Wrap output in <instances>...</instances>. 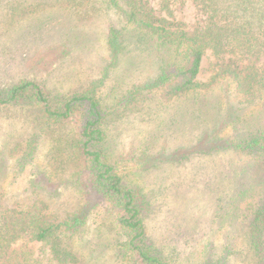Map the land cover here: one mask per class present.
Segmentation results:
<instances>
[{
	"label": "rangeland",
	"instance_id": "374dc122",
	"mask_svg": "<svg viewBox=\"0 0 264 264\" xmlns=\"http://www.w3.org/2000/svg\"><path fill=\"white\" fill-rule=\"evenodd\" d=\"M153 3L158 8V0ZM184 12L190 19L192 7ZM121 25L99 0L83 7L68 0H0V86L29 78L53 97L85 88L96 92L106 111L109 159L146 201V233L169 264H264V233L260 249L251 237L256 213L264 210V153L210 149L206 142L210 130H218L212 127L218 111L239 98L223 80L167 101L146 97L143 88L131 94L152 71L144 53L107 46L108 28ZM124 34L129 42L140 40V34ZM215 62L208 51L200 81H210ZM36 114L27 104L0 106V149L25 139ZM55 132L67 138L70 126H56ZM52 143L46 139L42 152ZM29 171L27 166L11 191L20 190ZM77 198L72 186L62 189L63 206ZM107 226L113 227L112 218L97 210L78 238L85 264H133L119 257L117 235Z\"/></svg>",
	"mask_w": 264,
	"mask_h": 264
},
{
	"label": "trees",
	"instance_id": "16d2710c",
	"mask_svg": "<svg viewBox=\"0 0 264 264\" xmlns=\"http://www.w3.org/2000/svg\"><path fill=\"white\" fill-rule=\"evenodd\" d=\"M68 2L83 7L93 0ZM99 2L122 22L108 28L107 46L144 53L152 71L129 89L131 94L143 88L146 97L167 101L226 81L239 99L227 103L224 113L218 111L212 123L218 130L212 128L206 142L212 143L210 149L264 153V0H158V8L153 0ZM186 5L192 7L190 19H185ZM126 31L140 34V40L127 41ZM208 51L216 59L215 73L210 81H200ZM20 104L37 109L36 124L25 139L0 149V264H85L77 240L97 210L113 220L106 230L117 235L119 257L133 264H169L146 233V201L109 159L106 111L96 92L85 88L53 97L29 78L0 86V106ZM61 125L70 126L67 138L55 132ZM46 139L53 143L42 152ZM70 162L73 168L65 177ZM27 166L26 183L11 191ZM69 186L78 192L71 207L61 202L62 189ZM263 233L260 210L251 230L257 249Z\"/></svg>",
	"mask_w": 264,
	"mask_h": 264
}]
</instances>
